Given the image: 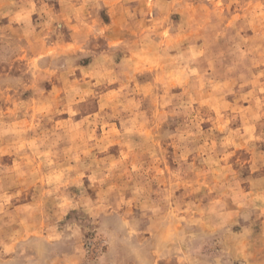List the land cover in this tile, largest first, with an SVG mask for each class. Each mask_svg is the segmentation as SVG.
<instances>
[{
    "label": "rangeland",
    "instance_id": "374dc122",
    "mask_svg": "<svg viewBox=\"0 0 264 264\" xmlns=\"http://www.w3.org/2000/svg\"><path fill=\"white\" fill-rule=\"evenodd\" d=\"M0 264H264V0H0Z\"/></svg>",
    "mask_w": 264,
    "mask_h": 264
}]
</instances>
